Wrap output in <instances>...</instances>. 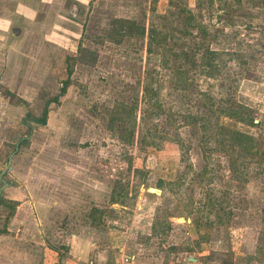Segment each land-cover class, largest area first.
I'll return each mask as SVG.
<instances>
[{"label": "rangeland", "instance_id": "374dc122", "mask_svg": "<svg viewBox=\"0 0 264 264\" xmlns=\"http://www.w3.org/2000/svg\"><path fill=\"white\" fill-rule=\"evenodd\" d=\"M197 1L0 0V264H264V0Z\"/></svg>", "mask_w": 264, "mask_h": 264}, {"label": "trees", "instance_id": "16d2710c", "mask_svg": "<svg viewBox=\"0 0 264 264\" xmlns=\"http://www.w3.org/2000/svg\"><path fill=\"white\" fill-rule=\"evenodd\" d=\"M200 2H201V0L197 1L198 4H200ZM129 24H131V25H129ZM121 26H124V28H126V26H128V28L125 29L126 33H130L131 31L138 32V31H141L143 29V28L137 27V30H134V27L136 28V25L133 22L128 23L126 21L121 23ZM140 34L142 35V32H140ZM156 38L157 37H148V42H147L148 43V53L154 54V55L159 54L158 53L159 46H161V44H162L161 42L157 43ZM171 52H172L171 49L167 50V53H169V55H170ZM206 53H208V55H210V58L207 61L208 63H205V62L202 63V66L204 68L203 72L206 75H208L209 77L215 76V75H218V76L221 75L222 70L219 69L218 63H217V61H215L216 57H219L218 53H215L214 51H206ZM194 54H196V52ZM188 55H189V52L188 51H184V52L178 53V54H176L174 56L177 57V58H181L182 59L183 56L186 58ZM160 57H162V56L160 55ZM167 57H168V55H167ZM170 58H172V57L170 56L169 59ZM203 58H204V56H203ZM176 72L178 74L179 73L183 74L184 71L179 70V71H176ZM138 85H140L142 87L144 92H149V91L151 92V91H154V90H155L154 92H156L158 90V89H152V87H148L147 85L143 86V83H141L140 81L138 82ZM61 90H62V93H63L65 91V88H62ZM47 104H48V102L45 104V109L43 110L42 115L40 117H38V118H31L30 121H33L36 124H39V125H42V126L45 125L46 124V115H47ZM236 112H238V111H235V108L234 109L229 108V110L227 111V115L228 116H236L235 115ZM223 113H224V111H223ZM189 117H188V119H190V120L192 119L193 120V118H189ZM114 200H116L115 197H114ZM4 202L5 201L0 200V206ZM12 203L15 204V206L14 205L11 206V210H12L11 214L13 215V213H14L13 211L16 208L17 203L11 202V204ZM97 211H98V209L93 207L92 210H91L90 216L93 215V213H95ZM3 231L6 232L5 229H2V230L0 229V233L3 232Z\"/></svg>", "mask_w": 264, "mask_h": 264}, {"label": "crops", "instance_id": "0c3cea01", "mask_svg": "<svg viewBox=\"0 0 264 264\" xmlns=\"http://www.w3.org/2000/svg\"><path fill=\"white\" fill-rule=\"evenodd\" d=\"M10 183V182H9ZM1 187V186H0ZM17 188H19L18 186H13V185H9L8 187H6V188H4L2 191H1V195H2V197L4 196V193H3V191L5 190V189H7V190H13V191H11L12 193H14V192H17L18 191V189ZM15 194V193H14ZM36 232L38 233L39 232V228L38 229H36ZM98 245L99 243H98V241H95V242H92V243H90V245H89V248H90V250L91 251H93L91 254H90V257L92 256V257H94V264H95V262H97L96 261V259H95V257L96 256H99L100 254H102L104 251H105V249H102L101 247H99V249H96V244ZM124 250H125V248L124 247H118V252H120V251H122V252H124ZM123 255L124 254H122V256H121V264H140V263H136V259H135V256L134 255H126V256H130V257H132V260L130 261V263H125L124 262V260H123ZM101 256V255H100ZM81 259L80 258H78V260H77V263L76 264H79L78 262L80 261ZM134 261V262H133ZM103 262V261H102ZM102 262L100 263V262H98V264H102ZM190 262H192V261H190ZM90 264H93L92 262H90ZM104 264V263H103ZM114 264H120L117 260H116V263H114Z\"/></svg>", "mask_w": 264, "mask_h": 264}, {"label": "water", "instance_id": "95a60500", "mask_svg": "<svg viewBox=\"0 0 264 264\" xmlns=\"http://www.w3.org/2000/svg\"><path fill=\"white\" fill-rule=\"evenodd\" d=\"M18 146H19V142L17 143V145H16V149H15V151H17L18 150ZM13 156V155H12ZM12 156L11 157H9V159H8V161H7V165H10V163H11V160H12ZM9 169V168H8ZM3 173H4V171H3ZM2 173V174H3ZM2 174L0 175V181H1V184H2V186L0 187V192L4 189V188H6V187H8V183L2 178ZM149 190V192L150 193H158L159 191H157V190H154V189H148ZM1 194V193H0ZM0 196H2V195H0ZM138 199L139 200H141L142 199V196H139L138 197ZM180 221H182V219H179ZM189 260L190 261H195V259H192V258H189Z\"/></svg>", "mask_w": 264, "mask_h": 264}, {"label": "built area", "instance_id": "2783aa9c", "mask_svg": "<svg viewBox=\"0 0 264 264\" xmlns=\"http://www.w3.org/2000/svg\"><path fill=\"white\" fill-rule=\"evenodd\" d=\"M123 260L125 263H130V261L132 260V257L123 255Z\"/></svg>", "mask_w": 264, "mask_h": 264}, {"label": "flooded vegetation", "instance_id": "af4514ba", "mask_svg": "<svg viewBox=\"0 0 264 264\" xmlns=\"http://www.w3.org/2000/svg\"><path fill=\"white\" fill-rule=\"evenodd\" d=\"M19 143H20V142H19ZM9 185H10V184H8V186H9ZM0 193H1V192H0ZM1 194H2V193H1ZM1 194H0V195H1Z\"/></svg>", "mask_w": 264, "mask_h": 264}]
</instances>
